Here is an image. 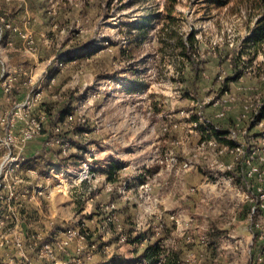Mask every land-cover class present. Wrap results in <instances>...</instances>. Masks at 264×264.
I'll use <instances>...</instances> for the list:
<instances>
[{"label":"rangeland","instance_id":"374dc122","mask_svg":"<svg viewBox=\"0 0 264 264\" xmlns=\"http://www.w3.org/2000/svg\"><path fill=\"white\" fill-rule=\"evenodd\" d=\"M1 1V6L14 13L23 6L25 12L17 14L18 20L28 16L36 31L38 42L35 53L26 51L21 55L14 52L15 57L23 59L27 67L32 65L31 59L37 62L38 68H29L35 83L33 88L43 91L42 99L34 109L35 115L41 112L47 118L50 114L55 115L58 107L56 101L66 102L70 97H73L74 110L81 101L94 96L92 105L84 112L92 133L84 140L95 145V149L89 161L92 165L91 175L84 181L80 180L83 162L74 166L68 161L69 172L60 178L51 173L50 168L45 169L44 158L53 162L55 156L52 150L60 151L59 146L41 143L36 145L40 147L36 149L37 153H31L22 160L16 174L21 181L15 183L9 178L6 186L0 187V251L6 250L3 247L9 245L15 252L17 249L22 252L30 244H34L35 251L36 248L39 250L43 240L53 241L56 230L74 226L103 230L106 223L104 230L112 231L121 224L122 230H126L121 214L127 206L125 201L135 207V230L140 211L144 213V206L122 198V186L124 182L129 184L128 180L131 179V183L143 180L154 184L152 198L159 196L158 210L166 208L176 217L183 216L178 210L187 207V204H183L184 198L198 197L194 199L199 200V211L203 213L201 216L196 214L192 226L196 230H183L173 219L164 218L169 221L170 228H175L172 230L174 233L168 235L169 238L164 237L167 238L165 244L168 247H163L164 253L159 259L162 264H174L172 255L175 249L172 246L178 239L182 241L180 238L183 239L186 234L195 239L193 245L200 243V246H204L205 254V247L218 245L216 257L222 261L220 264H256L252 258L258 252L264 254L261 250L264 241L260 240L259 243L255 239V232L260 230L262 233L261 230H264V217H260L262 211L246 220L234 217L239 208H242V213L245 212L243 205L248 204L251 209V204L246 201L247 194L257 200L255 188L264 189V125L252 123L254 112L251 113V109L241 121L240 129L236 130L237 141L246 151L259 152L256 164L261 171L255 178L246 177L245 166L242 172L238 170L242 157L239 156V164L235 163L234 168L228 171L217 164L234 162V157L229 153L218 156L212 148L201 151L198 149L199 134L186 133V128H171L165 132L162 126L174 115L181 119L180 112L185 110L192 114L200 112L212 122L220 126L229 125L230 128L237 116L243 118L245 105L257 109L264 103V57L261 53H253L244 42L252 26L249 6L232 2L226 7L214 8L206 0H179L173 13L176 19L166 25L165 0ZM191 36L197 40L199 54L195 59L200 69L198 77L179 49L180 40L187 41ZM121 49L125 50L124 53ZM231 59L234 62L231 63ZM240 59L242 63H239ZM62 61H65L64 65H60ZM234 64L238 65V70H243L239 79L233 77ZM243 66L246 69H242ZM227 77H233L228 87L225 86ZM131 78H137L147 86L140 92L129 93L124 84ZM227 90L235 101L231 103L225 118L218 119L216 113L226 103ZM149 105L155 111L153 118L147 114ZM106 118L127 120L130 133L140 136L137 140L140 143L135 145L138 147L136 151L125 154L121 149L119 134L112 141L118 150L114 153L106 151V130L111 128L106 124ZM142 118L153 122L155 129H152L153 124H143ZM69 134L65 133V136ZM92 134L101 138L94 139ZM152 138L154 143H151ZM67 139L71 143L70 150L74 151L72 147L77 140ZM51 140V136H46V142ZM147 140L149 144H146ZM167 152L173 153L179 160L172 169L156 161ZM216 159H219L218 163ZM83 160H86L85 154ZM113 161H122L130 168L119 172L120 182H110L113 186L110 192L106 188L109 182L103 170ZM185 162H192L194 166L185 168ZM154 166L159 168L155 172L151 171ZM29 169L33 173L28 172ZM231 175L234 181L229 185L228 177ZM160 180L162 182L158 184ZM172 190H176L177 195L171 196L174 202L170 207L157 192L169 193ZM41 191L42 194H39ZM92 195L98 197L90 200ZM113 204L115 207L111 206ZM145 207L149 222L154 217L150 215L154 211V204L147 202ZM111 217L117 218L116 223L110 220ZM26 232L32 235H26ZM261 235L264 236V232ZM96 237L103 244L116 238V235L112 233L111 239H103V235ZM200 237L206 239L205 243L200 242ZM129 244L115 240L107 259L113 264H134L132 261L136 258L134 251L137 247L132 242ZM65 255L59 253L57 257ZM187 257L185 255V259L179 261ZM188 258L193 260L195 257ZM46 264L53 262L49 259Z\"/></svg>","mask_w":264,"mask_h":264},{"label":"built area","instance_id":"2783aa9c","mask_svg":"<svg viewBox=\"0 0 264 264\" xmlns=\"http://www.w3.org/2000/svg\"><path fill=\"white\" fill-rule=\"evenodd\" d=\"M29 26V21H26V27L22 28L0 16V36L2 37L7 30L17 33L23 39L26 51L35 53L37 50V40L36 37L30 32ZM12 44V40L7 42V45L9 46ZM64 62L62 61L60 65H64ZM224 73L225 70H223L222 74ZM52 80L54 81L55 77H53ZM33 87H35V83L32 71L20 65L9 63L0 53V187L2 185L6 186V182H8L9 178L13 179L15 183L21 181L19 179L20 177L16 174L20 169L22 160H24L26 157L24 156L25 146L29 142L42 136L44 134L43 132L47 129L46 122L48 118L46 114L41 113L36 116L34 113L35 107L42 99L43 91H37ZM225 93L227 95L226 99H224L226 103L223 108L218 110L216 113V118H225L227 111L231 107V103L235 101V97L230 94L228 90ZM93 98L94 96L87 97L81 101L79 106H77L74 110L69 111L65 115L63 121H60L55 126H53L51 130L48 131L52 137V140L50 142H46V145L51 144L54 146H59L60 155L68 156L71 151V143L67 138L76 140L81 138L87 139L91 135V131L86 130L81 134H77L72 131L77 123H89V120H87L84 112L90 105H92ZM244 109L245 112L243 114V118L242 116H237L233 125L229 128L230 133L228 138L236 142V145L233 147L227 144H222L217 138L213 136H208L210 133L208 125L213 122L212 120L201 115L200 112H197V114H192L189 111L182 110L180 112L182 115L181 119L177 118V115H174V118L172 117L170 120H167L162 124L163 131L168 132L171 130V128H186V133L189 131L199 134V150L206 151L207 149L212 148L216 150L218 156L229 153V155L234 157V162H221L220 164H217L219 167L230 171L232 168H234L233 165L235 163L239 164L241 161L242 164L247 168L245 173L246 177L255 178L260 174L261 171L259 166L256 164V160L258 158L257 153L259 152L246 151L245 147L237 141L238 135L236 130L240 129L239 125L241 121L247 117V114L250 113L249 111L252 109L251 113L254 112L253 114H257L259 107L257 109L252 108V105L247 104L244 106ZM147 114L149 117L154 116L155 111L152 105L148 106ZM256 125H264V118ZM201 126L205 128L204 134L201 131ZM152 129H155L154 123ZM66 131L72 133V137L71 135L65 136ZM94 149L95 145H92L89 142L86 143L84 151L86 160L82 161L83 167L81 169V181L88 179L91 175L90 172L92 170V165L89 161L94 155ZM239 156L242 157L240 161H238ZM218 160L219 159H216L215 162L218 163ZM156 161L157 163L172 169L177 165L179 160L173 153L167 152L165 156L158 157ZM183 166L185 168H192L194 163L185 162ZM129 168L130 165H123L120 171L127 170ZM50 171L60 178L61 176H64L66 172H69V169L65 165H57L56 167H51ZM28 172L33 173L31 169H29ZM128 181H130L129 184L124 182L122 186L124 193L122 198L129 201L134 200V202H136L139 206H144V213L142 214L140 211V214L137 218V226L135 227L134 234H137L138 231L144 228L151 230V235L144 238L141 242H139L138 245L144 244L151 238L163 240L165 229L164 214L163 211L158 210L159 196L152 198L154 184L149 181L138 180L139 182H137L134 180L133 183H131V179ZM233 181L234 176H229L228 184L231 185ZM106 188L107 191L111 192L113 186L109 182L107 183ZM255 189L257 190V200H255L251 194L246 195V201L251 204V217L255 216L257 212L264 210V189L262 187ZM254 191L255 190H253V192ZM39 194H42V191L39 192ZM94 196L95 195L90 196V200H94L95 197H98ZM147 202L154 204V211L150 212L152 213L150 215H154V217H152L149 222L147 221V212L145 211L147 209L145 207V203ZM111 206L115 207L114 204ZM116 219L117 218H110V220L114 223H116ZM172 219L178 226L182 227L183 230L186 231L192 230V226L195 221L193 216L184 218L182 215H179L178 217L174 215ZM257 226H259V224H257ZM105 227L106 223L103 226V230ZM106 231L109 232V230ZM110 232L115 233L119 243H129L132 240L126 231L122 230L121 224L116 226L115 230H110ZM186 236L188 243L194 242L195 239L192 236H189L188 234H186ZM260 238H263V235H261ZM199 240L201 243H205L206 241V239L202 237H200ZM18 245L21 246V243L19 242ZM71 248L74 250L73 256L69 253ZM111 250L112 248L110 244L106 242L100 244V240L95 238V234L91 230H88L85 227L74 226L66 230H56L53 241L43 240V243H41V247L38 250V254L45 260L51 259L53 264H88L93 259L95 253L100 252L109 254L111 253ZM59 253L66 255L59 258L57 257ZM193 263L202 264V256L195 257L193 260L188 258L179 264ZM137 264L149 263L138 262ZM151 264H162V260H156Z\"/></svg>","mask_w":264,"mask_h":264},{"label":"trees","instance_id":"16d2710c","mask_svg":"<svg viewBox=\"0 0 264 264\" xmlns=\"http://www.w3.org/2000/svg\"><path fill=\"white\" fill-rule=\"evenodd\" d=\"M206 1L211 7H214V8H223V7L230 5L232 2L244 4L246 6L248 5L249 9L251 10V16H252L251 25L252 26L249 28L248 33L244 37V42H245L246 47H248L253 53L255 54L261 53L264 57V0H206ZM178 3H179V0H165L166 13H167V16L165 18L166 25L173 23L174 19H176L173 13ZM179 49H180L181 55L190 62V64L192 65V69L196 74V77H198L200 73V69H199V63L196 62V59H195L199 54L197 51V40L193 36H191L190 39L187 41L184 39L180 40ZM121 51L122 53H124L125 50L121 49ZM73 59H76V58H73ZM232 62H234L233 59H231V63ZM235 63H236V60H235ZM239 63H242L241 59ZM242 69H246V66H243ZM234 70H235V75L233 77L235 79L237 78L239 79L243 75V72H242L243 70H238V65L236 66L235 64H234ZM56 75L57 74H55L54 77H56ZM184 77L185 76L182 77L183 80L185 79ZM233 77L226 78L225 80L226 87H228L229 80ZM127 82H128L127 84H124V87H125V90H127L129 93L140 92V90H142L143 87L146 85V84L141 83L137 78L127 80ZM72 98L73 97H70V99L67 100L66 102L56 101V104L58 105L57 112L55 115L50 114V116L47 119V122H46L47 129L45 130L46 132L43 134L44 136H43L42 143H46V136L49 137L50 135L48 131H50L51 128L55 126L57 123H59L60 121H63L65 115L69 111L72 110V104H73ZM263 118H264V103L259 107L258 113L253 114L252 123L256 125ZM208 126H209L208 129L210 131L208 136H213L217 138L222 144H227L231 147L236 145L235 141L230 140L228 138V135L230 133L229 125L228 127L227 125L220 126L219 124L213 122V123H210ZM86 130L91 131V129L88 127V124L77 123L72 132L81 134ZM204 130L205 128L201 126V131L203 132V134H204ZM65 133L69 134L68 131H66ZM70 135L72 136V133H70L69 136ZM87 142L88 141L84 140V138H81L77 140V142H74L73 147H72L74 151L71 150L68 156H61L60 151L54 152L52 150L55 156V160L51 162L50 160H45L44 158V161H46L45 169L55 167V165H58V164L67 166L68 161H71L74 166H78L83 161L85 145ZM26 160H29V158H27ZM123 165H124V162L122 161L121 162L113 161L112 163L109 164L107 168L103 170L104 173L106 174L108 182H111V183L120 182L119 172L122 169ZM243 166L244 165L242 164L241 166L238 167V170L240 169V172L243 171ZM125 203H127V206H125L121 211L124 226L126 228L125 231L129 235V237L132 239L131 242L133 244L135 243L139 244V242H141L144 238L149 237L151 235V230L148 229L143 232H139L137 234L133 233V220H134V214H135V207L130 202H125ZM164 218L166 219V217ZM165 219H164L165 229H164L163 238L166 237L172 231V229L175 228V227L170 228L167 221H165ZM0 220H2L1 213H0ZM260 234H261L260 230L255 232L256 240H259ZM95 238L99 240L96 237V235H95ZM115 240H118L117 236L113 240H110V243L112 244ZM153 240L154 241L147 243L144 251L138 257L133 259L132 262H134V264H137L138 262H147L151 264L152 262L159 260L162 257L164 253L163 246L161 245L162 240L161 239H153ZM191 243L188 244L187 242L185 246L190 245ZM199 244L200 243H195V245H199ZM261 250H263V253H264L263 246ZM179 251L181 252L182 250H176L175 252H173L172 262L174 264L180 263L179 260H181V257H180L181 255ZM198 252H200V249H198ZM110 262L111 261L104 263L102 261H99L95 264H113V262L111 263Z\"/></svg>","mask_w":264,"mask_h":264},{"label":"crops","instance_id":"0c3cea01","mask_svg":"<svg viewBox=\"0 0 264 264\" xmlns=\"http://www.w3.org/2000/svg\"><path fill=\"white\" fill-rule=\"evenodd\" d=\"M1 2L4 3V0L1 1ZM23 11L25 12L23 6H22V8H20L18 10V12L15 11V13H14L12 10H8V8L6 6H3V5L1 6L0 5V16L4 17L7 21L13 22L15 25H18V26H20L22 28H25L26 27V21H29L30 22V26H29L30 32L36 37V40H37L36 31L34 30V28H32V25H31L32 24L31 18H29L27 16L28 18L25 17L21 21L18 20L19 17H17V14L18 13H23ZM20 15H25V14H20ZM9 40L10 41L12 40V42H13V44L11 46L7 45V42ZM15 51L19 52V53H22L21 55H24V53L26 52L24 41L17 33H14V32H11V31L7 30V31H5V33H4V35L2 37L0 36V53L3 55V57L11 64H17V65L20 64V66H22L24 68H28V69L29 68L33 69L35 67L38 68L37 67L38 65H36L37 62L34 59L33 60L31 59V64H32L31 67H27L23 63V61H24L23 59L15 57V55H16V54H14ZM38 53H39V51H38ZM157 111H160V110L158 109ZM41 113H44V112H41ZM218 119H223V118H218ZM106 121H108L106 124L111 127L109 129L107 128V130H106L107 137L105 139V142H106L105 146L107 148L106 151L108 153H114L115 150H118L117 148H115V145L112 142L113 140H115V137H117L118 134H119V137L122 140V143H121V147L122 148L121 149L123 150V152H126L125 154H127V152H129V151H133V150L136 151L138 149V147H135V145H137V143L139 142L137 140L140 139V136L136 137V136H134V133H132V132L130 133V128L128 126L127 120H124L122 118H119V119H117V118H109ZM142 122H143V124H145L147 126H150L151 124H153V122H150V120L146 121L144 118H142ZM110 124H112V125H110ZM150 130H152V129L150 128ZM91 133H92V131H91ZM92 135H94L93 136L94 139L101 138L100 136H98L96 134H92ZM43 136L44 135H42L39 138H37V139L29 142L28 144H26L25 149H24V156H29V155H31V153H35L36 151H38L36 149H38L40 147H37L36 145H39V144L42 143ZM156 137H158V135L155 136V138ZM153 139L154 138L151 139V143H154L155 140H153ZM148 142L149 141L147 140L146 144H149ZM123 143H125V146H123ZM139 147H141V146H139ZM121 152L122 151H120V153ZM108 155H110V154H108ZM130 159H132V158H130ZM157 169H159V168L154 166L151 169V171L155 172ZM159 171H157L156 173L160 174L161 172H159ZM161 182L162 181L160 180L158 182V184H160ZM163 182H165V181H163ZM157 193L162 197V200L164 198V200L166 201L168 206L172 207V203L174 201H173V199L171 200L170 198H171V196H176L177 195L176 194L177 193L176 190L175 191H173V190L169 191V193H167L166 191H163L161 193H159V191H158ZM194 198L197 199L198 197L197 196H193L191 198H188L187 200H185V198H184L183 204L184 205L187 204V207H183V209H179L178 210L179 213L183 214L184 217H188V216H192L193 215V217L196 218V214H198L199 216L202 215L203 212L199 211V207H198L199 203L197 201H199V200L196 201ZM178 199H180V198H178ZM177 202H179V201L177 200ZM195 204L197 205V207H195ZM243 207H245V209H246L245 212H243V213L241 212L242 208L237 209L238 212L235 214L234 219L236 218V219H239V220H241V219H245L246 220L248 217L251 216L249 205L246 204L245 206L243 205ZM163 214H164V217H166V219H169V220L172 219L173 216H174V214L172 212L167 211L166 208H165V210H163ZM260 217H264V210H262V212L260 213ZM168 222L169 221H167V223ZM172 230H174V229H172ZM192 230H196V229L194 228ZM91 231L95 235H103V239H111L110 237L112 236V232H110V230H109V232L106 231V230H91ZM143 231H145V230H140V231H138V233L139 232H143ZM261 231H262L261 234H263L264 230L262 229ZM133 233H134V230H133ZM173 233L174 232L171 231L169 234L172 235ZM26 235H32V233L30 234L29 232H26ZM168 235L166 237H168ZM28 237H30V236H28ZM166 239L167 238H165V239H163L161 241V245L163 247H164V245L167 246L165 244V240ZM180 240H182V241H179V239H178L177 243L175 244V246H172V248L175 249V251L176 250H182L181 252L179 251L182 259H185V255H186V257L187 256L188 257L189 256H193V257L202 256L204 264H220V262L222 263V261H219L218 258L216 257L217 256L218 245L213 244V245H209L207 248L205 247V250H207V252H208V253L206 252V254H205L204 246L202 247L200 245H193V242L190 245L185 246V244L187 243L186 242L187 241V236L183 237V239L180 238ZM260 240L264 241V236H263V238L259 237V240H257V241L260 243ZM151 241H154V240L151 238L147 242H145L144 244H141V245L133 244L134 246L137 247V249L135 248L136 250L134 251L136 257H138L144 251L147 243H149ZM107 242H108V244H110V246L112 248L113 243L111 244L110 241H107ZM166 242H168V240ZM127 244H129V243H127ZM33 245L34 244L27 245L26 249L25 250L23 249L22 252L20 250H18V249L15 252L14 248H12V247L10 248L9 245H5V247H3V248L6 249V250H2L1 249V251H0V264H46V260H43V258L39 256L38 251H37L38 249L36 248V251H35ZM129 245H131V244H129ZM24 248H25V246H24ZM169 249H171V247H169ZM198 249H200V252H202V253L198 252ZM255 250H257L256 247H255ZM24 252L28 256H26L24 254ZM183 252H184V254H183ZM69 253H70V255L73 256V254H74L73 248H71L69 250ZM188 257H187V259H188ZM107 258H108L107 254L97 252V253H95L93 259L88 264H95V263H97L99 261H102V262L106 263V262H108ZM23 259H26V260L24 261ZM252 262H254L256 264H264V254L262 255V253L258 252L257 255L252 258ZM193 264H195V263H193Z\"/></svg>","mask_w":264,"mask_h":264}]
</instances>
